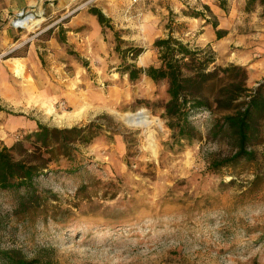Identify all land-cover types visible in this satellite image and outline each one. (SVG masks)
Masks as SVG:
<instances>
[{
    "label": "rangeland",
    "instance_id": "1",
    "mask_svg": "<svg viewBox=\"0 0 264 264\" xmlns=\"http://www.w3.org/2000/svg\"><path fill=\"white\" fill-rule=\"evenodd\" d=\"M104 1L124 17L115 25L106 19L111 49L104 54L93 49L88 35L81 36L83 49L74 39L68 42L75 35L65 33L67 18L56 12L45 20L37 14L27 27L17 28L20 39L13 44H21L3 55L23 56L30 47L39 72L31 103H3L5 118H13L15 126L1 125L0 146L20 141L31 149L26 135L35 121L58 128L92 122L94 134L88 141L71 142L68 156H27L35 163L46 160L47 171L36 180L32 196L0 192V251L34 258L35 264H264V129L252 147L253 159L211 170L213 161L232 153L231 146L223 139L173 138L163 117V83L145 75L129 80L118 72L123 63L158 65L152 42L168 30L149 40L139 31L144 48L134 59L121 56L116 43L121 49L124 42L139 47L124 28L131 19L124 12L126 0H78L68 10ZM245 5L256 10L249 13L239 3L235 25L219 37L200 38L198 25L183 19L158 24L167 23L171 34L189 46L210 50L215 65L243 66L245 86L253 88L264 82V6L256 7V0ZM184 7L194 11L193 4ZM54 59H70L82 69L84 78L68 88L69 100L60 94ZM247 59L261 66L241 64ZM72 64L61 70L72 75ZM19 66L12 65L16 73L23 70ZM142 109L151 121L147 127L124 122L126 114ZM213 114L201 112L191 121L204 133ZM13 155L22 158V150Z\"/></svg>",
    "mask_w": 264,
    "mask_h": 264
},
{
    "label": "trees",
    "instance_id": "2",
    "mask_svg": "<svg viewBox=\"0 0 264 264\" xmlns=\"http://www.w3.org/2000/svg\"><path fill=\"white\" fill-rule=\"evenodd\" d=\"M258 2L264 4V0ZM88 11L95 15L100 25L106 24V18L99 9L89 7ZM181 12L190 16L199 14L197 11ZM215 35L219 37L220 31H216ZM152 46L157 50L158 65L136 67L133 63H123L118 72L126 73L129 80L145 75L154 83H163L167 95L163 117L171 136L186 142L201 138L225 140L231 146L232 153L213 161L211 170L219 166L234 167L242 159H253L252 147L260 142L264 129V82L247 88L243 66L215 65L210 50L182 42L171 34L170 27L166 36L155 39ZM114 50L121 56L128 53L134 59L142 49L124 42V49L116 43ZM213 111L217 113L214 115ZM201 112L213 114L204 133L191 121ZM91 123L58 128L35 121L34 130L26 135L33 145L31 149L23 148L20 141L10 146L1 145L0 192H22L32 196L36 180L47 171V161L35 163L27 156L34 154L42 158L44 153L50 158L68 156L71 142L88 141L93 136ZM17 148L22 150V158L14 157L13 152ZM0 262L35 264V259L15 257L0 251Z\"/></svg>",
    "mask_w": 264,
    "mask_h": 264
},
{
    "label": "crops",
    "instance_id": "3",
    "mask_svg": "<svg viewBox=\"0 0 264 264\" xmlns=\"http://www.w3.org/2000/svg\"><path fill=\"white\" fill-rule=\"evenodd\" d=\"M76 1L78 0H0V55L3 57L7 52L15 50L17 46L21 44L20 42H18V44H13L20 39L18 36L20 31H17V28L13 27L10 23V19L20 10L24 12H33L35 15L39 14V17L42 19L44 18V20L51 17L56 12H60V17L67 18L64 22L66 25L64 23L62 25V27L66 29L65 33L75 35L72 39L67 37L66 40L68 42L74 39L76 47L78 49H83L84 42L81 36L88 35L94 40L92 41V43L96 45L93 46L94 50L100 51L103 54L107 50H110L111 36L108 26L100 25L95 15L91 14L88 11V7L85 5L78 6L71 11L68 10ZM245 1L246 0H137V2L131 6L130 14L132 15V13L137 11L139 15L127 16V18L131 19L126 20L124 28H128L131 33L130 39L135 40L134 42L139 47H143L139 44V31L146 33V38L148 40L151 34H154L153 38H155L157 37L156 33L164 32L168 30L169 27L166 25L167 23L161 27L158 22H165L171 17L173 20L183 19L190 23H196L200 29V38H212L216 31L221 30L220 33H223L225 30L226 33H229L230 27L235 25L233 23V18L237 15L239 3L242 9L249 11V13L256 10V8H246ZM256 1V7L259 8L264 6V4L259 3L258 0ZM127 3H130V0H126V5ZM187 3L193 4V10L199 13L197 16H186L182 14L181 11L183 8L186 9L184 5ZM107 4V1H104L95 6L99 8L104 17L108 19V25L112 23L115 25V22L123 20L124 17L122 18L119 16L121 14L120 9L117 10ZM224 7L227 8L225 9ZM133 17H135V19H132ZM32 20V18H25L19 21V23L25 24L27 27L28 23ZM212 22H214V26ZM261 27L262 26H259L260 29ZM52 61H54L55 69H60L57 75L62 86L60 94L66 95V99L69 100L70 90L68 88L73 84L78 86L80 79L84 78L82 69L77 63L76 66L72 64L70 59H68L66 63L62 61L58 63V60L54 59L51 60V64ZM251 62V59H247L241 64L253 67L256 70H258L257 67L261 66V61L257 62V66L254 62ZM15 63L22 67L24 66L23 70L19 68V66V71L16 73L15 69L12 68V65ZM65 64H72V66H74L72 75L61 70V67ZM38 68V61L30 47H28L27 52L23 56L18 55L12 58H0V140L4 136L1 125L5 123L4 126L9 129L15 126L13 124L15 121L13 118H5L4 109L2 108L3 103L10 106L25 105L28 104V102L31 103L32 99H35L37 95L36 75L39 72Z\"/></svg>",
    "mask_w": 264,
    "mask_h": 264
},
{
    "label": "built area",
    "instance_id": "4",
    "mask_svg": "<svg viewBox=\"0 0 264 264\" xmlns=\"http://www.w3.org/2000/svg\"><path fill=\"white\" fill-rule=\"evenodd\" d=\"M137 2V0H130V3H128L126 9H125V13L128 14V17H131L132 15L130 14V9H131V6ZM129 12V13H128ZM133 14V13H132ZM134 16H138L139 15V12L135 11ZM35 14L33 12H24L23 10H20L16 13V15L10 19V23L13 27L15 28H24L26 25L25 24H22V23H19L18 21L22 18H34Z\"/></svg>",
    "mask_w": 264,
    "mask_h": 264
},
{
    "label": "bare ground",
    "instance_id": "5",
    "mask_svg": "<svg viewBox=\"0 0 264 264\" xmlns=\"http://www.w3.org/2000/svg\"><path fill=\"white\" fill-rule=\"evenodd\" d=\"M27 18H29V17H27ZM23 19H25V18H22L19 21H22ZM126 115H128L127 118L130 121V123H128V124H133V125H139V126H142V127L143 126L147 127L151 123V121L147 119V115H146V113L144 112L143 109L140 110L139 112L135 113V114L128 113ZM157 126H160V124L157 123Z\"/></svg>",
    "mask_w": 264,
    "mask_h": 264
},
{
    "label": "water",
    "instance_id": "6",
    "mask_svg": "<svg viewBox=\"0 0 264 264\" xmlns=\"http://www.w3.org/2000/svg\"><path fill=\"white\" fill-rule=\"evenodd\" d=\"M123 120H124L125 123H130V121L128 120L127 117H124Z\"/></svg>",
    "mask_w": 264,
    "mask_h": 264
}]
</instances>
